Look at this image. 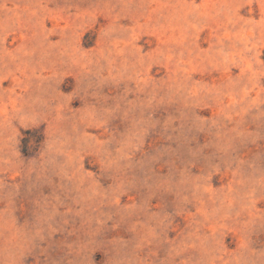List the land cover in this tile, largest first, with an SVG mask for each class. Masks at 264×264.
<instances>
[{"label": "rangeland", "instance_id": "1", "mask_svg": "<svg viewBox=\"0 0 264 264\" xmlns=\"http://www.w3.org/2000/svg\"><path fill=\"white\" fill-rule=\"evenodd\" d=\"M0 264H264V0H0Z\"/></svg>", "mask_w": 264, "mask_h": 264}]
</instances>
